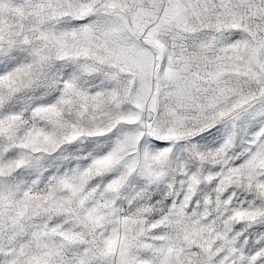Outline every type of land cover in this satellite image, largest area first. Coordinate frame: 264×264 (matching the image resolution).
I'll use <instances>...</instances> for the list:
<instances>
[{
	"label": "snow or ice",
	"instance_id": "1",
	"mask_svg": "<svg viewBox=\"0 0 264 264\" xmlns=\"http://www.w3.org/2000/svg\"><path fill=\"white\" fill-rule=\"evenodd\" d=\"M0 264H264V0H0Z\"/></svg>",
	"mask_w": 264,
	"mask_h": 264
}]
</instances>
